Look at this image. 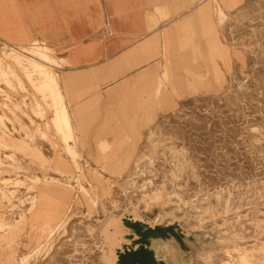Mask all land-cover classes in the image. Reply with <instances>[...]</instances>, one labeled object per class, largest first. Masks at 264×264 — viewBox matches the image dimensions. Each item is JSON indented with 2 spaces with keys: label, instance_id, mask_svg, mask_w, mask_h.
I'll list each match as a JSON object with an SVG mask.
<instances>
[{
  "label": "rangeland",
  "instance_id": "obj_1",
  "mask_svg": "<svg viewBox=\"0 0 264 264\" xmlns=\"http://www.w3.org/2000/svg\"><path fill=\"white\" fill-rule=\"evenodd\" d=\"M209 7L197 42L138 81L149 122L93 143L54 121L53 50L0 42V264H106L114 215V264H264V0Z\"/></svg>",
  "mask_w": 264,
  "mask_h": 264
},
{
  "label": "crops",
  "instance_id": "obj_2",
  "mask_svg": "<svg viewBox=\"0 0 264 264\" xmlns=\"http://www.w3.org/2000/svg\"><path fill=\"white\" fill-rule=\"evenodd\" d=\"M212 2L0 0V42L38 40L53 50L69 122L93 143L110 138L112 124L149 122L137 113L138 81L156 74L167 54L197 42L199 16Z\"/></svg>",
  "mask_w": 264,
  "mask_h": 264
},
{
  "label": "bare ground",
  "instance_id": "obj_3",
  "mask_svg": "<svg viewBox=\"0 0 264 264\" xmlns=\"http://www.w3.org/2000/svg\"><path fill=\"white\" fill-rule=\"evenodd\" d=\"M47 52H48V50H45V49L32 48V49L28 50V52L24 51V53H26V54H24V56L29 58V59H31V56H32V58H35V59H32L31 63H33L34 66H38L39 67V66H43L39 62H46V63L49 62L50 57H49ZM42 68H43L42 69V75H43V78H44L42 80V83L51 84V86L56 91V95H53V96H57L58 103H60L62 108H63L62 111L58 108L59 112L55 116L56 118H55L54 121L56 122V124L60 125L59 127H61V125H62L64 128H66V131H67V129L70 131L71 130L70 129L71 128V124L69 122V118H68V115H67V112H66V109H65V106H64L62 94L60 93V89H59V85H58V82H57V79H56V75L55 74H51L50 75L49 72L46 71V69L44 67H42ZM52 87H50V88H52ZM47 89H49V88H47ZM52 92H53V90H52ZM49 94H51V93H48V95ZM53 94H55V93L53 92ZM53 96H52V100H53V98H55ZM57 104H56V106H57ZM58 107H59V104H58ZM52 120H53V118H52ZM69 131H67V132H69ZM72 161H74V160H72ZM182 218H184V217H182ZM120 221L121 220L118 217H115V215L114 216H109L105 220V222L102 224L101 228L99 229V236L101 238L100 251H101L102 259H103V261H105L106 264H114V261L116 259L115 246L120 243L119 242L120 238L118 237V234L121 232V229H120V226H119V222Z\"/></svg>",
  "mask_w": 264,
  "mask_h": 264
}]
</instances>
